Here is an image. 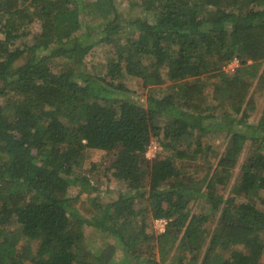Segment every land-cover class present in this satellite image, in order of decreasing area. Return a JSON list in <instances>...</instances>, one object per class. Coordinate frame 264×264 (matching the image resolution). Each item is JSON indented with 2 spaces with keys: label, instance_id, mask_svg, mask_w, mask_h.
<instances>
[{
  "label": "trees",
  "instance_id": "obj_1",
  "mask_svg": "<svg viewBox=\"0 0 264 264\" xmlns=\"http://www.w3.org/2000/svg\"><path fill=\"white\" fill-rule=\"evenodd\" d=\"M132 3L0 0V264H264V0ZM98 172L120 192L92 249L70 191Z\"/></svg>",
  "mask_w": 264,
  "mask_h": 264
},
{
  "label": "rangeland",
  "instance_id": "obj_2",
  "mask_svg": "<svg viewBox=\"0 0 264 264\" xmlns=\"http://www.w3.org/2000/svg\"><path fill=\"white\" fill-rule=\"evenodd\" d=\"M113 2L116 4L118 10H124L126 12H129V8L132 7V5H134V10H131V13L135 14L136 16L143 15V11L141 10V8L138 7L135 3H132V0H113ZM36 28H37L36 31H38L40 28L39 24L36 25ZM88 58L92 61V63L105 60L103 57L102 50L96 54H91ZM232 61L224 67L226 71H231L239 65V60H238V65H233ZM208 80H209L208 91L213 92L217 79L209 77ZM129 83L131 87L130 97L134 98L139 102H143V101L145 102L149 87L145 86L144 82L136 77L130 78ZM255 84L256 82L254 83V85ZM253 88L256 91H260L255 87ZM258 100H259V104L257 109L254 111L249 110V114H250L249 122L253 124H256L261 116V112L264 106V91H262V94L259 96ZM219 108L223 109L222 107ZM249 148H250V142L247 143L246 148L240 157L239 164L235 170V176L232 179V183H234L238 179V176L240 174L241 164L246 159ZM148 149L151 150L149 159L154 158L155 155H159L161 152L160 146L157 149H155V146H152L151 148L149 147ZM99 157L100 154H96L93 157V160H98ZM90 183L91 184L88 187H86L84 191L82 190L81 186H78L77 188L70 191V204L72 205V207L79 210L80 213L84 215V217L90 219L91 223H96L94 225L86 226L85 230L89 245L88 247L92 249H99L100 248L99 246H101L104 240L105 241L115 240L113 236H108L101 230V228H99L101 227V225L98 224L97 219L103 208L102 206L110 202L111 200L116 199L118 193L120 192V189L118 188L117 181L114 180V178H112L111 176L110 179L108 177H104L100 172L96 173L94 176H91ZM230 190H231V186H229V188L226 191H224L225 196H229ZM259 207H262V205L259 204ZM117 254L118 256H117L116 264H136V261H134L132 257L127 255L123 256V252L121 251V249L117 251ZM261 261H263L264 263V254L262 256Z\"/></svg>",
  "mask_w": 264,
  "mask_h": 264
},
{
  "label": "built area",
  "instance_id": "obj_3",
  "mask_svg": "<svg viewBox=\"0 0 264 264\" xmlns=\"http://www.w3.org/2000/svg\"><path fill=\"white\" fill-rule=\"evenodd\" d=\"M232 64L233 65H238V59L237 58L234 59L232 61ZM152 146H155V149H157L159 147V144L157 143V141L155 139L152 140V142H151L149 147L151 148ZM150 153H151V150L148 149V151L146 152V156L148 158H150ZM166 225H167V220L166 219H156L154 221V224H153L154 229H155V231L157 233H163L166 230Z\"/></svg>",
  "mask_w": 264,
  "mask_h": 264
},
{
  "label": "clouds",
  "instance_id": "obj_4",
  "mask_svg": "<svg viewBox=\"0 0 264 264\" xmlns=\"http://www.w3.org/2000/svg\"><path fill=\"white\" fill-rule=\"evenodd\" d=\"M237 59H238V58H237ZM155 140H156V139H155ZM155 220H156V219L153 220V224H154V221H155Z\"/></svg>",
  "mask_w": 264,
  "mask_h": 264
}]
</instances>
